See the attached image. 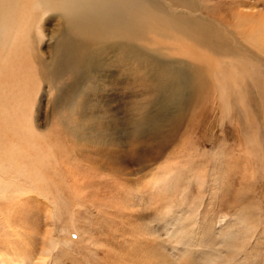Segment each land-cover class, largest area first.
Masks as SVG:
<instances>
[{
	"label": "rangeland",
	"instance_id": "374dc122",
	"mask_svg": "<svg viewBox=\"0 0 264 264\" xmlns=\"http://www.w3.org/2000/svg\"><path fill=\"white\" fill-rule=\"evenodd\" d=\"M227 1L124 0L145 26L70 64L62 13L31 33L49 64L0 154V264H264V48L226 19L264 3Z\"/></svg>",
	"mask_w": 264,
	"mask_h": 264
},
{
	"label": "bare ground",
	"instance_id": "6f19581e",
	"mask_svg": "<svg viewBox=\"0 0 264 264\" xmlns=\"http://www.w3.org/2000/svg\"><path fill=\"white\" fill-rule=\"evenodd\" d=\"M123 1L124 0H0V54H4V56L1 57L2 62L0 64V154L6 151H12L14 149L13 143L23 142V139H20L17 132V125L24 122L23 117L25 111H27L26 105L28 101L30 102L31 94L34 92V82H37L34 81V77L36 76H34V73L35 70H41L43 73V68H45V65L47 66L49 64L45 56H41L43 55V51L40 55L30 52V47H34V45H30V41H32L30 40V36L33 35H31V33H34L38 43L44 42L47 37L43 29V25H45L43 24L44 19H47V15L50 13H62L64 17L67 18L66 21L70 27L67 29L65 28L63 32L70 29L73 35L64 36V38H61L60 42H57V52L58 58L60 57L62 59V54H64V57L66 56L68 58L67 62L70 64L77 59L89 55L92 50L95 51V49H93L94 45L97 42L102 44V39L106 38L108 41H111L112 39L118 38L124 41L127 38H132L135 32L145 26L143 20L150 15L151 11L147 7L142 6L140 8L142 14L139 15L138 19L136 18L134 20V25H131L128 22L127 7L120 5ZM263 1L264 0H254V5L264 3ZM227 4L230 11H233L243 3L241 4L240 0H228ZM131 10L136 11L138 7H132ZM235 15H237L236 23L233 19L234 14L226 15L227 22H229L231 26L234 25L238 30H242L247 36L252 37V39L255 40V43H252L254 44L252 45L253 47L260 45L264 48V15L262 13L245 14L243 11H237ZM53 18L54 17H52V19ZM67 23L65 22V24ZM68 25L66 26L68 27ZM207 26H209V24L206 20H198L197 27L204 28ZM75 35L79 36V38L77 39ZM249 37L244 39L249 42ZM35 39L34 44H38L35 42ZM54 40L57 41L56 39ZM26 46H28L27 48L30 50L26 49ZM252 46L248 48L251 49ZM36 49L32 50L35 51ZM51 55L53 58V54ZM73 57L74 59H72ZM36 62L39 65V69L38 65L36 66ZM56 69L59 70V68ZM38 74L39 73H37V75ZM47 138V135L44 137L42 136L43 141L46 143L48 142ZM46 146L43 147V150ZM0 182H2L1 178ZM4 191H7L6 185L4 186ZM1 194L2 193H0V196H2ZM15 198L16 197L10 196L9 200L12 201L15 200ZM9 205L15 207L18 205V202H9Z\"/></svg>",
	"mask_w": 264,
	"mask_h": 264
}]
</instances>
